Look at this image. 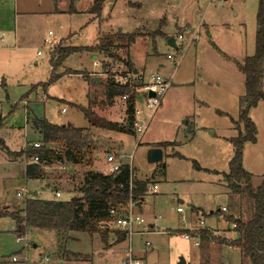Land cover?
<instances>
[{
  "label": "rangeland",
  "instance_id": "374dc122",
  "mask_svg": "<svg viewBox=\"0 0 264 264\" xmlns=\"http://www.w3.org/2000/svg\"><path fill=\"white\" fill-rule=\"evenodd\" d=\"M130 1L135 3L130 4L129 0L105 2L99 16L104 20L92 21L89 15L92 0H0V120L3 123L0 137L10 150H16L21 144L38 139L32 129L36 120L88 129L100 157H104L105 168L98 164L93 167L94 171L105 174V158L113 154L124 157L123 162L131 166L133 177H154L157 172L154 181L158 192L144 197L143 210L145 215L160 218V231L170 235L153 234L142 239L151 243V249L143 256V264H177L181 258L186 264H201L200 259L204 261L210 255H218L219 260L224 259L227 264H240V252L227 248L220 241L200 240L198 248L177 234L199 220L203 227L213 228L217 231L215 234L223 238V217L234 216L242 221L251 218L249 198L228 193L223 180L234 154L230 140L237 138L241 128H235L234 123L238 119L239 99L244 96V76L225 59L243 63L253 56L257 15L261 8L264 18V0L261 4L259 0ZM70 7L78 14L64 12ZM185 22L191 25L185 33L199 29L187 48H173L155 36L159 29H164L169 37L176 38L186 28ZM119 30L124 34L138 32L141 39L129 49L113 48V58L111 54L93 55L84 51L94 44L98 34L112 35ZM14 31L18 41L13 47ZM49 31L52 32L48 37L50 44L45 45L43 40ZM110 31L111 34L106 33ZM56 47L78 50L62 57L60 65L55 67ZM38 52L41 57H37ZM166 54L173 60H166ZM174 60L180 61L177 67ZM126 61L131 64L130 69L125 66ZM113 65H121L126 72L134 70V65L143 79L158 74L170 80L162 105L152 116L140 145L137 141L141 136L112 135L89 128L82 112L75 108L90 107L95 115L126 126L122 99L116 96L108 104L104 96L107 76H97L100 84L91 80ZM261 67L259 90L264 93V60ZM52 74L58 79L42 89ZM126 89L129 93L130 89ZM24 101L26 108L22 104ZM61 109H65L63 114H60ZM249 118L257 128L256 142L243 144L241 163L251 177L253 188H257L264 179V101L250 110ZM4 128L8 130L4 132ZM9 131L15 136L22 132L25 138L17 143L6 141ZM156 141L174 142V153L172 155L171 150L165 148L159 165L148 164L146 143ZM1 148L0 144V211L12 213L23 207L21 199L15 196L16 190L23 185L22 170L19 163H7L6 153ZM27 151L25 145L19 153L10 154L9 159H16ZM160 166L165 168L164 176L159 171ZM86 170L78 166L73 168L67 161L63 172H46L47 183L61 191L60 201L69 200L79 196ZM52 198L48 191L42 200ZM177 207L183 209V214L175 212ZM191 208L202 214L192 215ZM222 208L226 211L217 213ZM189 217L193 223L187 220ZM182 218L186 223L181 222ZM107 231L113 232L111 225L107 226ZM19 233L24 234L27 241L20 240ZM235 238L232 232L228 236L229 240ZM103 246L105 244L97 235L73 233L63 253H59L56 231L32 227L17 231L10 218H0V264H23V261L11 263L13 256L25 257L26 264H101L97 254ZM64 250L80 258L75 260Z\"/></svg>",
  "mask_w": 264,
  "mask_h": 264
},
{
  "label": "trees",
  "instance_id": "16d2710c",
  "mask_svg": "<svg viewBox=\"0 0 264 264\" xmlns=\"http://www.w3.org/2000/svg\"><path fill=\"white\" fill-rule=\"evenodd\" d=\"M111 0H94L90 8V13L97 17L101 14L102 5ZM262 0H259L261 4ZM258 31L256 34V47L252 57H247L242 64H237L239 72L244 76V96L239 99V114L236 126H240L237 138L231 139V145L234 147V154L229 161V170L224 174V181L230 194L238 196L243 194L249 198L252 204L251 218L248 221L235 219L227 216L225 221L234 225V232L237 239L227 241L220 240L219 237L209 234L206 230L200 232L202 241L212 239L220 241L222 245L240 251L243 259L248 264H264V179L253 188L250 175L243 169L241 163L243 144L248 142L254 144L256 141V132L254 123L249 118V112L254 109L260 101H264V93L259 90L262 78V61L264 60V18L262 9L259 8L257 15ZM156 36L160 33L156 32ZM138 32L123 34L116 32L112 35L100 37L95 47L85 48L84 51L94 53L100 52L112 58L115 55L113 48H129L135 39L139 37ZM56 57L53 61L54 66L60 65L62 57H66L77 52L78 48H58ZM125 66L131 68V64L126 61ZM54 70V69H53ZM58 78L50 76L49 82L42 85V89ZM125 86H120L107 82L104 84V96L108 104H111L116 96H121L126 92ZM134 96L131 94L130 100L126 104V126L118 123H111L98 115H95L89 108L75 107L81 111L91 129H99L108 132H120L133 134L131 131V122L133 119ZM2 121L0 120V127ZM34 127L42 135V141L56 143L62 147L65 157L69 163L89 167L94 161L96 153V142L93 136L88 133V129H77L70 124L54 125L46 120L33 123ZM1 144V143H0ZM170 143L161 144V147H168ZM28 150L26 156L33 154ZM42 160L55 158L52 151H38ZM195 165V164H194ZM195 167L198 169L197 165ZM26 178L37 177L41 169L36 165H28L26 168ZM128 167L123 166L121 172L116 176L103 175L101 173L87 172L82 187L78 191L79 196L73 197L74 200H39L30 197L22 202V209L16 212L0 211V218L8 217L18 225H24L27 228H37L40 230L51 229L56 231L58 239L59 253H63L64 243L69 233H86L89 236L97 235L102 243H108L107 226L110 223L108 210L117 205H125L128 200L126 182L128 180ZM241 182L243 185L241 186ZM119 184H124L120 189ZM135 189L132 194L133 200H140L144 192L145 184L133 182ZM66 254H70L64 252ZM71 258L77 260L80 256L70 254Z\"/></svg>",
  "mask_w": 264,
  "mask_h": 264
},
{
  "label": "built area",
  "instance_id": "2783aa9c",
  "mask_svg": "<svg viewBox=\"0 0 264 264\" xmlns=\"http://www.w3.org/2000/svg\"><path fill=\"white\" fill-rule=\"evenodd\" d=\"M189 27L184 28V30L179 33L176 38H174L175 48H181L184 46L187 48L195 40L196 34L199 29L196 28L191 33H185ZM52 36V32H48L47 37L43 40L45 45L50 44V39L48 37ZM40 52L37 53L40 56ZM182 55L180 56V58ZM166 60H173L170 54L165 55ZM180 61H175V67L179 65ZM97 63H94V66ZM103 69V68H102ZM98 76H107V82L114 83L116 85L125 86L130 89L129 93H124L119 96L124 103V108L126 110V104L131 98V94L134 96L133 103V119L131 122V131L135 135L142 136L150 123L152 116L155 114L156 110L160 107L161 102L164 98V94L168 87L170 86V80L164 79L158 74L150 75L148 80L143 79L140 73L135 70H130L126 72L123 70L121 65L107 66L106 71H102ZM138 84V85H135ZM137 86L139 89H137ZM152 96H149V94ZM43 99V98H42ZM44 100V99H43ZM24 107L26 103L23 102ZM65 109L60 110V114H63ZM125 113V112H124ZM27 150H32L34 153L30 154L27 158L26 165H36L43 171H61L66 170L67 159L65 157L64 151L61 146L52 142H33L26 145ZM49 150L55 155V158L42 160L38 151ZM122 155L109 154L105 158L106 163V173L103 175L116 176L118 175L123 166L128 167L129 176L126 182V189L128 192V200L125 205H117L108 210V216L111 220L109 225L112 226L113 232L110 235L107 245L99 252L98 259H104L105 261H114L115 264H143V256L147 251L151 249V243L148 240L142 241L139 247L136 246L137 238L148 237L150 235H170L169 232H162L159 228L155 227V224L150 226L146 220L138 212V204L140 200H133L132 194L135 189V184H133L134 179L132 176L131 166L126 165L123 162ZM124 184H119L120 189L124 188ZM39 192H34L28 190L25 187H21L16 192V197L19 199L27 200L30 197H38ZM54 200H60L61 193L57 190L53 192ZM182 208L177 207L176 212L182 213ZM225 211L222 208L221 213ZM159 218H155L158 220ZM203 222L199 223L197 227H188L185 230L180 231L177 236L184 241H191L194 247H198L200 244L199 232L203 227ZM235 226L232 225V230ZM20 240L27 241L24 234L19 233ZM227 241H231L227 239ZM23 261L26 264L25 257L13 256L11 263H19Z\"/></svg>",
  "mask_w": 264,
  "mask_h": 264
},
{
  "label": "crops",
  "instance_id": "0c3cea01",
  "mask_svg": "<svg viewBox=\"0 0 264 264\" xmlns=\"http://www.w3.org/2000/svg\"><path fill=\"white\" fill-rule=\"evenodd\" d=\"M93 1L94 0H92V3H91V6H90V8L92 7V5H93ZM111 1H113V0H111ZM110 1V2H111ZM135 1V0H134ZM137 1H139V0H136V2ZM129 3L130 4H132V3H135V2H133V1H130L129 0ZM90 8H89V12H90ZM69 10V11H68ZM68 10H64V12L65 11H67V13H73V14H75L76 15V13L78 14V11H75V10H72L71 9V7L70 8H68ZM90 16H91V18H92V21H94L95 19L96 20H98L99 18H101V17H97V16H95V15H92L91 13L89 14ZM100 20V19H99ZM101 20L103 21L104 19L103 18H101ZM100 20V21H101ZM100 21H97V22H100ZM165 26V25H164ZM184 26L185 27H187V26H191L189 23H187V22H185L184 23ZM141 31H144V29H140ZM139 30V31H140ZM180 30H182V29H179V31ZM138 31V30H137ZM146 31V30H145ZM206 33L207 32H209V30H204ZM50 32V31H49ZM111 32L112 31H110V32H106L107 34H111ZM117 32H121L120 30L119 31H117ZM150 32H153V31H150ZM159 33H160V35L158 36L159 38H161L162 40H164L166 43H167V39L169 38V36L167 35V33L164 31V29L162 30V29H159V31H158ZM122 33V32H121ZM48 34V33H47ZM124 34V33H123ZM127 34H129V33H127ZM103 35H97V37H96V39H95V42H94V44H92V46H90V47H85V48H92V47H95V44L97 43V40L100 38V37H102ZM156 36V35H155ZM12 37H13V47L15 46V44H17V41H18V36H17V33L14 31V34L12 35ZM46 38V37H45ZM44 38V39H45ZM139 39H141V37H137L136 39H135V41H134V43H132L133 45L135 44V42L137 41V40H139ZM2 40V39H1ZM0 40V41H1ZM131 44V45H132ZM131 45H130V47H131ZM167 45H168V43H167ZM129 47V48H130ZM123 48V47H122ZM129 48H127V49H129ZM96 53H100V52H94V53H91V54H96ZM36 55H37V53H36ZM109 56V55H108ZM37 57H41V54H40V56H38L37 55ZM223 59H225V58H223ZM228 59V60H227ZM52 60H53V58H52ZM93 60L95 61V58H93ZM225 60H227V62L228 63H232V65H234V67H235V69H237V71L239 72V70H238V68H237V64H242V63H238V62H232L229 58H226ZM128 61H130L131 62V64H133L134 62L132 61V59L130 58H128ZM133 68H134V70L136 71V72H138V73H140V70H138L137 68H136V66H134L133 65ZM240 73V72H239ZM98 75H96V78H98L97 77ZM161 76V75H160ZM57 77V76H56ZM162 77V76H161ZM94 78V77H93ZM92 78V79H93ZM164 79H167V78H164ZM25 102V101H24ZM261 102V101H260ZM259 102V103H260ZM26 103V102H25ZM258 103V104H259ZM22 104H23V102H22ZM257 104V105H258ZM162 105V104H161ZM160 105V106H161ZM257 105H256V107H257ZM24 106V105H23ZM124 106V105H123ZM27 107V103H26V106L24 107V108H26ZM107 121H109V122H111V123H118V122H116L115 120L114 121H111V120H107ZM237 122V121H236ZM237 126H235V128H236ZM3 128V123H2V125H1V127H0V129H2ZM32 129H33V131L38 135V139L36 140V141H34V142H42V135L39 133V130H37L35 127H34V125H32ZM8 129L7 128H4V132H6ZM1 131V130H0ZM108 132V131H107ZM109 133H112V135L113 134H115V133H120V132H109ZM125 134V133H124ZM18 136H15L13 133H12V131H9V132H7L6 133V138H7V140L6 141H9V142H14V141H16V143L17 142H19L20 141V139H22V137H23V139L25 138V134H23L22 132H21V135H19V133L17 134ZM127 135V134H126ZM128 135H131V134H128ZM133 136H136L134 133L132 134ZM131 135V136H132ZM142 137H143V135L140 137V139H138V143H137V145H140L141 144V140H142ZM11 138H12V141H11ZM114 138V137H113ZM115 139V138H114ZM118 141V140H117ZM120 144V147H122V144H121V142L120 141H118ZM256 142V141H255ZM0 143H1V145H2V147L3 148H1V150H3L4 151V153H6V160H7V163H9V164H16V163H19L20 165H21V177H22V180H23V185H20L19 186V188L16 190V192L21 188V187H25V188H27L28 190L30 189V190H32V191H34V192H39L40 193V195L38 196V197H36V199H39V200H42V198H44V196L46 195V193L48 192V191H50L51 192V194H52V197H53V192L55 191V190H57V191H59L60 193H61V191L58 189V187L57 186H54V185H49L48 183H47V173H45L44 171H43V169H41V173H40V175L39 176H37V177H28V178H26V170H25V168L28 166V165H26V161H27V158H25L23 155L24 154H22V156H19V157H16V159H9L10 158V154H13V153H19L20 151H21V147L23 148L25 145H27V143H33V142H27L26 144L25 143H23V144H21L20 146H19V148H17L16 150H10L9 148H8V146H6V142L4 141V139L3 138H1L0 137ZM164 143H167V142H163V141H156V142H149V143H146V145H147V147L145 148L146 149V152L145 153H147L149 150H150V148H160L161 150H162V159H161V161L160 162H158V163H156V165H159L161 162H162V160H163V158H164V149L165 148H169V150H171V154L173 155V153H174V146H175V143L174 142H168V143H170L171 145H168V147H161V144H164ZM167 143V144H168ZM13 143H11V145H12ZM255 144V143H254ZM96 147V153H95V157H94V161L92 162V164H91V166H89V167H85V166H79V165H75V164H72L71 163V166L74 168V167H84V168H86L87 170L85 171V173L88 171V172H93V173H101V171L100 170H98V171H94L93 170V167H96V165H98V164H101L102 165V167H103V159L102 158H104V157H100V155H99V152H98V148H97V146H95ZM26 156V155H25ZM27 157V156H26ZM102 159V160H101ZM105 164V163H104ZM155 164V163H154ZM103 168H105V167H103ZM158 168V167H157ZM159 168H161V169H159V171H162V176H164L165 175V168H164V166H163V168H162V166H160ZM163 169V170H162ZM106 170V169H105ZM105 173H106V171H105ZM156 173L157 172H155V174H154V177H152V175L151 176H149V175H146V176H134L133 177V179H134V181L135 182H141V183H143V184H145V188H144V192H143V194H142V196H141V199H140V203H139V206H138V212H139V214L146 220V222L150 225V226H152L153 224H155V227H157V228H159V230H160V225H159V222H160V218L158 219V220H155V216L154 215H152L151 217L149 216V215H145V213H144V210H143V207H144V204H145V202L143 201V199H144V197L146 196V195H150V196H152L153 194H157V192H158V187H157V185L155 184L156 182L154 181L155 179V175H156ZM103 174H104V172H103ZM225 174H227V173H225ZM224 175V174H223ZM149 176V177H148ZM223 180H224V177H223ZM224 183H225V181H224ZM226 184V183H225ZM227 190H228V188H227ZM47 191V192H46ZM228 193H230L229 192V190H228ZM15 196H16V193H15ZM17 198V197H16ZM19 199V198H18ZM54 199V197L52 198V199H47V200H53ZM44 201V200H43ZM22 202H23V200L21 199V204H22ZM179 203L180 204H182V201H179ZM22 209V208H21ZM183 210V209H182ZM226 211V210H225ZM175 212H176V210H175ZM177 213V212H176ZM192 215H201L202 213L200 212V210H198V209H196V208H191V212H190ZM217 213H220V214H222L221 213V211H217ZM177 214H183V211H182V213H177ZM212 213L210 212V215H211ZM203 216H205V215H203ZM218 217H222V216H219L218 215ZM233 218H235L236 219V217H234V216H232ZM192 218V217H191ZM190 217H189V219L187 218V220H189V222L190 223H193V220L191 219ZM196 218H198V217H196ZM199 219V218H198ZM223 219H224V222H225V227L223 228V230H222V233L221 234H224V236H223V238L222 237H219V239L220 240H227L228 239V236L231 234V232L233 233V234H235V232L232 230V225L231 224H229V223H227L226 221H225V218L223 217ZM12 222L14 223V221L12 220ZM181 222L182 223H186V219H184V218H182L181 219ZM198 223H194V224H191V225H189L188 227H197V226H199V223L200 222H202V221H200L199 222V220L197 221ZM16 224V223H15ZM16 228H17V231H19L20 229H24V228H27L26 226H24V225H18V224H16ZM202 229L203 230H201L200 232H202V231H207L209 234H214V236H217L215 233L217 232V231H214L213 230V228H210V227H202ZM200 232H199V235H200ZM71 234H73V233H69L68 235H67V238H66V240H65V243H66V241H68L69 239H70V236H71ZM220 234V233H219ZM218 237V236H217ZM143 238H145V237H142V238H137V240H136V246L137 247H139L140 245H141V241H142V239ZM235 239H237V234H236V238ZM234 239V240H235ZM201 240V239H200ZM207 241H210V240H207ZM206 241V242H207ZM65 243H64V245H65ZM33 247L35 248L36 246L35 245H33ZM104 247V246H103ZM220 247H223L222 245H220ZM198 248H199V246H198ZM207 248V251H208V248H209V245L206 247ZM227 248H229V249H232V250H236V249H233V248H230V247H228L227 246ZM102 249V248H101ZM65 251V250H64ZM236 251H238V250H236ZM66 252V251H65ZM238 252H240V251H238ZM239 255H240V264H248L244 259H243V257H242V254L241 253H239ZM199 259H200V257H199ZM100 261V263L101 264H107V263H109V261H105L104 259H101V260H99ZM205 261V262H204ZM204 261H202V259H200V263L201 264H227V262L224 260V259H221V260H219V256L218 255H210V257H206V259L204 260ZM62 264V263H61ZM185 264H186V262H185Z\"/></svg>",
  "mask_w": 264,
  "mask_h": 264
},
{
  "label": "water",
  "instance_id": "95a60500",
  "mask_svg": "<svg viewBox=\"0 0 264 264\" xmlns=\"http://www.w3.org/2000/svg\"><path fill=\"white\" fill-rule=\"evenodd\" d=\"M167 43L169 46L175 48V42L173 37H169L167 39ZM91 80L93 83L100 84L98 78H93ZM149 96H152V94L150 93ZM161 159H162V150L160 148H150V150L146 154V161L148 164L158 163L161 161ZM71 200H74V198H71ZM177 264H185V261L181 258Z\"/></svg>",
  "mask_w": 264,
  "mask_h": 264
}]
</instances>
